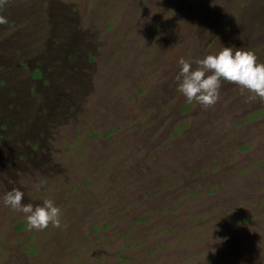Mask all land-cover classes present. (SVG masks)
Listing matches in <instances>:
<instances>
[{
    "label": "rangeland",
    "instance_id": "374dc122",
    "mask_svg": "<svg viewBox=\"0 0 264 264\" xmlns=\"http://www.w3.org/2000/svg\"><path fill=\"white\" fill-rule=\"evenodd\" d=\"M0 15V264H264V101L222 82L204 109L175 79L179 58L221 46L264 63V0H7ZM13 188L52 200L61 227L29 230Z\"/></svg>",
    "mask_w": 264,
    "mask_h": 264
},
{
    "label": "clouds",
    "instance_id": "9594fccd",
    "mask_svg": "<svg viewBox=\"0 0 264 264\" xmlns=\"http://www.w3.org/2000/svg\"><path fill=\"white\" fill-rule=\"evenodd\" d=\"M6 2L0 0V6ZM0 25L12 26L2 15ZM178 64L180 71L175 77L177 91L189 104L195 101L204 109L215 106L220 99L222 82L236 85L242 94H248L250 101L257 98L264 101V63H258L257 56L250 50L221 46L218 52L203 59L190 61L181 57ZM23 199L24 193L13 188L4 194L3 202L6 207L23 214L29 230L43 231L49 225L61 227V211L52 200H44L42 205L34 207L31 203H22Z\"/></svg>",
    "mask_w": 264,
    "mask_h": 264
},
{
    "label": "trees",
    "instance_id": "16d2710c",
    "mask_svg": "<svg viewBox=\"0 0 264 264\" xmlns=\"http://www.w3.org/2000/svg\"><path fill=\"white\" fill-rule=\"evenodd\" d=\"M34 77V76H33ZM244 221H243V223H246L247 221H246V219H243Z\"/></svg>",
    "mask_w": 264,
    "mask_h": 264
}]
</instances>
